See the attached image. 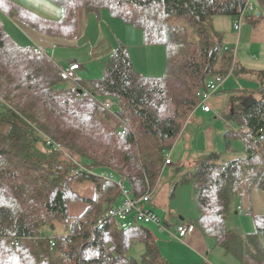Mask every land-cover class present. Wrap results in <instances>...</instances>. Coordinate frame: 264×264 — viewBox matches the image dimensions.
<instances>
[{"label":"trees","instance_id":"16d2710c","mask_svg":"<svg viewBox=\"0 0 264 264\" xmlns=\"http://www.w3.org/2000/svg\"><path fill=\"white\" fill-rule=\"evenodd\" d=\"M48 1L61 8L59 20L0 0V264H170L149 225L122 227L109 218L97 225L120 202V183L135 198L154 194L168 152L199 109V93L230 74H249L258 83L249 91L258 103L238 104L226 114V147L232 150V140L241 139L247 156L226 161L210 153L175 187L194 185L193 225L226 255L239 264H264V218L254 216L252 233L227 227L237 197L249 196L253 186L264 191V70L239 68L235 49L226 48L213 25L219 16L236 22L249 0ZM81 10L98 19L108 13L143 31L147 45H163L165 74L141 75L122 45L103 61L100 77L79 76V69L75 80H64L69 68L19 43L3 17L73 41ZM112 99L117 108L106 109ZM245 127L247 134L235 132ZM76 182L93 184L94 196H83ZM75 204L86 209L71 214ZM56 223L65 226L57 235ZM137 243L145 247L140 260L131 255Z\"/></svg>","mask_w":264,"mask_h":264},{"label":"crops","instance_id":"0c3cea01","mask_svg":"<svg viewBox=\"0 0 264 264\" xmlns=\"http://www.w3.org/2000/svg\"><path fill=\"white\" fill-rule=\"evenodd\" d=\"M255 5L257 6V10L259 11L258 15L254 18L249 17L248 21L253 25L252 28L256 27L258 24L259 26L256 30H243L242 33H239L238 40H245V36H247V33H249L248 36L253 37V32H255V35L259 34L261 36V38L257 36L256 37L260 41H264V27H260L261 21L264 20V0H256ZM22 6L26 7L24 5ZM228 18V27H231L234 24L233 22H235V18ZM10 20L14 21L17 26L24 29L30 39L33 41H30L25 45H29L30 43L43 49L56 63L60 64L61 67H63L64 69L70 68L73 64H78L80 66L79 76L89 77L90 74L87 71L92 64H95L96 67L98 66L102 69L103 61L122 45L126 46L129 49L130 55L133 58V63L135 59L137 60L138 56L147 59V54L149 57V54L151 53H158L157 48L159 47L157 45L153 46L146 44L145 35L143 31L136 29L121 20L112 18V16H110V14L108 13H104L101 19H98L95 15L88 14L84 10L79 11V37L78 39L73 41L46 36L25 26L24 24H21L19 21L13 18H10ZM219 20V17L214 18L213 25L215 30L218 33L222 34L218 30V23L220 22ZM251 21L254 23H252ZM8 22L14 26L13 23H11L10 21ZM222 35L224 36L225 45L228 44L226 43L228 42L227 39L225 42L226 36L224 34ZM79 43H84L88 46V58H70L63 53L57 52L58 50L56 47L58 46H72ZM226 48L232 47L226 46ZM50 49H55V52L52 54V52H49ZM236 59L239 68H244L250 73H257L259 71L264 70L253 69V67L249 66V64H242L238 61L237 57ZM162 75L163 74L160 73L151 76ZM233 75L234 77L229 75L221 84V89L218 90L215 94H213L208 100V104L211 106L212 112L205 113L202 108L199 107L197 112H195L191 119L188 121L182 134L175 143L172 151V156L177 161L173 159L172 164L169 166H172L173 163L179 164V169L177 170V172H183L182 176H184L185 172L191 171L193 165L204 156L209 155L210 153L222 154V152H218V150L215 148L216 137H214V133L216 129H214L212 125L217 123L218 125H220L221 129L223 127L225 128V131L223 132V135L221 137L225 142L224 134L227 131V122L229 121V119L227 118V113L234 112L235 109H233V106L238 104L243 105L245 98L254 97L255 99H257V96L251 92L249 93V91L253 92L254 90H256L258 88V83L256 82L257 86L254 88V90H252L253 88L249 90L241 85L242 81L240 80L242 78H250L249 80L253 79L247 76L249 74ZM254 81L256 80L254 79ZM231 123L234 124V122ZM183 141L185 142V144L183 143ZM225 148L227 151H231L228 150L226 146ZM184 168H188V170L184 171ZM173 194L174 193L172 192V196L174 197ZM152 202L153 195L151 198V203ZM150 209L153 211L152 208ZM197 215L198 210L196 215H192V217H189L186 216L183 212H179L178 208H168L166 210L164 218L161 219L163 223H165L167 228L170 230L169 225L175 227L181 224L193 225V222L197 218ZM168 233V231H163V234ZM160 236V239H157L154 235L155 239L158 242L159 249L163 257L170 264H239L232 256L226 255L221 248L219 249V247L215 245L213 239L206 237L196 227L187 239H185L184 241L177 240L179 244L172 243L166 235Z\"/></svg>","mask_w":264,"mask_h":264},{"label":"rangeland","instance_id":"374dc122","mask_svg":"<svg viewBox=\"0 0 264 264\" xmlns=\"http://www.w3.org/2000/svg\"><path fill=\"white\" fill-rule=\"evenodd\" d=\"M16 4L22 6H26L24 8L29 9L33 12H36L37 14L41 15L44 18L50 19V20H59L62 16L61 8L53 3H51L48 0H12ZM253 4V9L250 10L247 14V22L244 24L241 29L235 30L233 28L234 24L231 27H228V17H222L219 16V23H218V30L226 36V39L228 40V44L226 46L232 47L235 49V56L238 58V61L242 64H249V66H252L253 69H264V41H260L257 37L261 38L259 34L255 35V32L253 37L248 36L249 33H247V36H245V40H238L239 33L244 30L254 29L256 30L259 24L252 28L253 25L249 23L248 19L249 17H256L258 15L257 6L255 5L256 0H251ZM23 7V6H22ZM5 27L7 31L21 44H26L28 42H33L30 37L28 36L27 32L16 25V23L12 20H10V17L3 16ZM217 18V17H215ZM8 21L14 24H10ZM252 22V21H251ZM254 23V22H252ZM260 27H264V20L261 21ZM248 32V31H247ZM257 36V37H256ZM251 40V41H250ZM30 44V43H29ZM159 48L158 53H151L147 54V59L143 57H137V60H134L135 69L137 72H139L141 75L144 76H151L155 74H165L166 72V66H167V60H166V50L163 45H157ZM57 52L63 53L67 55V57L70 58H88L89 50L88 46L84 43H79L76 45H62L58 46ZM162 49V50H161ZM229 49V48H228ZM160 51V53H159ZM49 52H52V54L55 52V49H50ZM130 52V51H129ZM138 55V54H137ZM248 55V57H247ZM132 58V56H131ZM150 58V59H149ZM133 60V58H132ZM90 76L87 78H95L100 77L102 74V69L100 67H96V65L92 64L91 67L87 71ZM88 75V74H87ZM230 76H233V74H230ZM250 79V78H249ZM240 79L241 85L244 86V88H247L249 90H254V88L257 86L256 81L254 79ZM213 82L215 85H217L218 89L220 90L222 85L217 80L210 81L209 84ZM239 84V83H237ZM112 102L114 103L113 109L117 108V102L112 99ZM237 106H233V109H235ZM229 111V110H228ZM227 111V112H228ZM193 116V115H192ZM191 116V117H192ZM190 117V119H191ZM212 125V124H211ZM215 131L214 137H216V146L215 148L218 150V152H222L224 154V159L226 161H232L238 158H244L246 157V147L244 144V141L241 139H233L232 140V150L227 151L225 146L224 140L221 138L223 135V132L225 131V128H220V125L215 123L212 125ZM221 131V132H220ZM185 144V142L183 141ZM173 149L168 152V158L171 160L174 159L172 156ZM177 161L176 159H174ZM179 164L173 163L172 166H165L163 173L161 175V178L159 180V183L155 189V192L153 194V202L149 205L150 208L153 209V211L160 217L164 218L166 214V210L168 208H178L179 212H183L186 216L192 217V215L197 214V199L195 194L194 185L192 183L187 184H179L175 187V184L182 179L183 172H177ZM194 166V165H193ZM193 169V168H192ZM191 169V170H192ZM184 171H187L188 168H184ZM190 170V167H189ZM187 172L184 173V175ZM174 176V177H173ZM77 190L85 196V197H93L94 196V186L93 184L89 182H81L74 184ZM172 192L174 193V197L172 196ZM76 205V206H75ZM73 208H71V214H81L85 209V204H75ZM232 208L234 209L233 212L229 215L227 219V227L229 229L237 230L242 233H252L255 231V225H254V216H261L264 218V191H262L259 187L253 186L251 188V192L249 196H245L244 198L237 197L232 204ZM251 208L252 211L249 212V209ZM252 212V213H251ZM132 217H130L126 222H131ZM57 229L55 232H52V234H59L63 232L65 229V226L61 223H56ZM151 232L155 235L157 239H160V235H166L169 240L172 243H178L177 239L172 235L176 232L175 226L170 227V232L168 234H163V231H161L157 224H151L148 227ZM179 246V245H178ZM220 249V248H219ZM222 251V250H221ZM145 252V247L141 243H137L132 251L131 255L135 257L136 259L140 260Z\"/></svg>","mask_w":264,"mask_h":264},{"label":"built area","instance_id":"2783aa9c","mask_svg":"<svg viewBox=\"0 0 264 264\" xmlns=\"http://www.w3.org/2000/svg\"><path fill=\"white\" fill-rule=\"evenodd\" d=\"M253 9V4L251 0H249L246 10L244 13L237 17L235 22V30H240L241 27L245 24L246 18L245 16L248 14L250 10ZM80 69V66L78 64H73L68 70H65L62 72L61 76L64 80H75L77 78L76 72ZM217 85H215L213 82L208 84L207 89L204 91H201L199 93L201 97V104L199 107L202 108V110L205 113H211L212 108L208 104V100L210 97L215 94L218 91ZM114 106V103L111 100H106L104 103V107L106 109H112ZM235 132H240L243 135L247 134L249 132L248 128H242L240 130L235 128ZM172 164V160L170 158L166 159V166H169ZM79 171H84V168L81 167L80 169L74 170L72 172L73 175H76L79 173ZM101 178L106 180H113L112 176L108 173H103L101 175ZM120 189H121V197L120 202L115 205L113 208H111L99 221L97 227H101L104 223L105 219H114L116 220L122 227L130 226L132 224H141V225H151V224H157L158 227L161 229V231H168L170 230L167 228L165 223H163L162 219L159 218L155 213L148 210V205L151 203V194L144 195L140 198H135L129 189L124 185L120 183ZM130 217H132L131 222H126ZM195 226L190 224H181L177 226L176 232L172 234L177 240L184 241L188 238L189 235L194 231ZM52 245L54 244L51 241ZM15 245H18V243H15Z\"/></svg>","mask_w":264,"mask_h":264},{"label":"water","instance_id":"95a60500","mask_svg":"<svg viewBox=\"0 0 264 264\" xmlns=\"http://www.w3.org/2000/svg\"><path fill=\"white\" fill-rule=\"evenodd\" d=\"M256 103H258L257 99H255L254 97H248V98L244 99L243 106L245 108H248V107H250V106H252L253 104H256Z\"/></svg>","mask_w":264,"mask_h":264}]
</instances>
